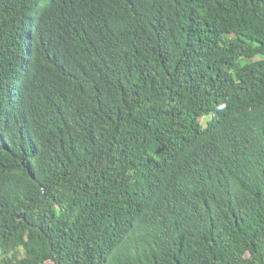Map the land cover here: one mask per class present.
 <instances>
[{
    "label": "trees",
    "instance_id": "16d2710c",
    "mask_svg": "<svg viewBox=\"0 0 264 264\" xmlns=\"http://www.w3.org/2000/svg\"><path fill=\"white\" fill-rule=\"evenodd\" d=\"M0 264H264V0H0Z\"/></svg>",
    "mask_w": 264,
    "mask_h": 264
},
{
    "label": "rangeland",
    "instance_id": "374dc122",
    "mask_svg": "<svg viewBox=\"0 0 264 264\" xmlns=\"http://www.w3.org/2000/svg\"><path fill=\"white\" fill-rule=\"evenodd\" d=\"M205 120H203V122H204Z\"/></svg>",
    "mask_w": 264,
    "mask_h": 264
}]
</instances>
